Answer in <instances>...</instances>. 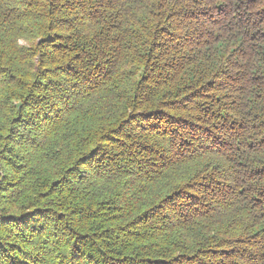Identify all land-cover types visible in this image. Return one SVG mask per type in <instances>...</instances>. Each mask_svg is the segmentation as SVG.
Segmentation results:
<instances>
[{"label": "trees", "instance_id": "trees-1", "mask_svg": "<svg viewBox=\"0 0 264 264\" xmlns=\"http://www.w3.org/2000/svg\"><path fill=\"white\" fill-rule=\"evenodd\" d=\"M0 264H264V0H0Z\"/></svg>", "mask_w": 264, "mask_h": 264}]
</instances>
